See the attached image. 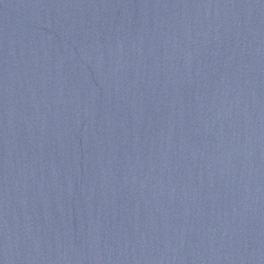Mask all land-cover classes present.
<instances>
[{
  "label": "water",
  "instance_id": "water-1",
  "mask_svg": "<svg viewBox=\"0 0 264 264\" xmlns=\"http://www.w3.org/2000/svg\"><path fill=\"white\" fill-rule=\"evenodd\" d=\"M0 264H264V0H0Z\"/></svg>",
  "mask_w": 264,
  "mask_h": 264
}]
</instances>
